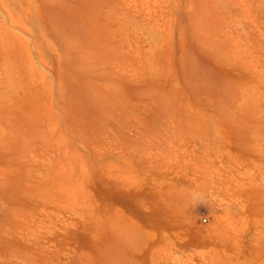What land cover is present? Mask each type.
Segmentation results:
<instances>
[{
    "label": "rangeland",
    "instance_id": "1",
    "mask_svg": "<svg viewBox=\"0 0 264 264\" xmlns=\"http://www.w3.org/2000/svg\"><path fill=\"white\" fill-rule=\"evenodd\" d=\"M0 264H264V0H0Z\"/></svg>",
    "mask_w": 264,
    "mask_h": 264
}]
</instances>
